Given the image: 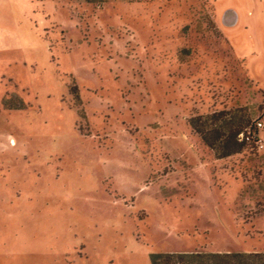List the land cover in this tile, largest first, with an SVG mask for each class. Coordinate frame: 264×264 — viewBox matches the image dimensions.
Instances as JSON below:
<instances>
[{
	"label": "rangeland",
	"instance_id": "374dc122",
	"mask_svg": "<svg viewBox=\"0 0 264 264\" xmlns=\"http://www.w3.org/2000/svg\"><path fill=\"white\" fill-rule=\"evenodd\" d=\"M257 5L0 0V264L264 253V128L219 160L189 126L264 125Z\"/></svg>",
	"mask_w": 264,
	"mask_h": 264
},
{
	"label": "trees",
	"instance_id": "16d2710c",
	"mask_svg": "<svg viewBox=\"0 0 264 264\" xmlns=\"http://www.w3.org/2000/svg\"><path fill=\"white\" fill-rule=\"evenodd\" d=\"M189 126L216 159H227L243 152L255 143L241 140L248 130L257 135L251 117L242 110L221 111L191 117ZM152 264H264V253H173L154 254Z\"/></svg>",
	"mask_w": 264,
	"mask_h": 264
},
{
	"label": "built area",
	"instance_id": "2783aa9c",
	"mask_svg": "<svg viewBox=\"0 0 264 264\" xmlns=\"http://www.w3.org/2000/svg\"><path fill=\"white\" fill-rule=\"evenodd\" d=\"M254 128L256 129H263L264 125L261 121H257L254 123ZM241 140L247 143H255L259 147H263V143L261 139L259 138V135L253 134L251 130H248L245 135H241Z\"/></svg>",
	"mask_w": 264,
	"mask_h": 264
},
{
	"label": "crops",
	"instance_id": "0c3cea01",
	"mask_svg": "<svg viewBox=\"0 0 264 264\" xmlns=\"http://www.w3.org/2000/svg\"><path fill=\"white\" fill-rule=\"evenodd\" d=\"M256 4H258L257 6L261 9V14H255L256 16V26H257V30L259 31L260 35L263 34L264 35V30H262L263 26L260 23V18L259 15H263L264 14V0H254Z\"/></svg>",
	"mask_w": 264,
	"mask_h": 264
}]
</instances>
